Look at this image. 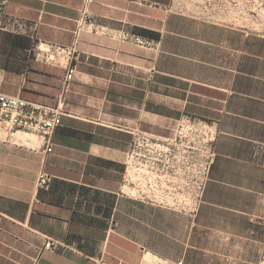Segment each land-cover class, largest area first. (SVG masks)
Segmentation results:
<instances>
[{"label":"crops","instance_id":"0c3cea01","mask_svg":"<svg viewBox=\"0 0 264 264\" xmlns=\"http://www.w3.org/2000/svg\"><path fill=\"white\" fill-rule=\"evenodd\" d=\"M82 1L0 0V92L65 112L50 153L0 124V264L168 259L149 239L161 211L133 192L129 162L144 128L176 115L213 129L196 218L214 212L234 234L249 225L264 203V62L260 91L240 94L256 66L238 44L202 43L197 78L182 70L175 0H93L78 27Z\"/></svg>","mask_w":264,"mask_h":264},{"label":"rangeland","instance_id":"374dc122","mask_svg":"<svg viewBox=\"0 0 264 264\" xmlns=\"http://www.w3.org/2000/svg\"><path fill=\"white\" fill-rule=\"evenodd\" d=\"M174 11L185 19L179 30L183 37H176V49H182L176 59L191 60L182 70L197 78L202 43L238 44L236 58H248L256 66L254 78L239 76V93L260 91L264 0H175ZM238 97V103H243L245 98ZM189 107L190 111L196 109ZM152 132L153 136L144 128L137 148L132 149L129 174L137 197L161 211L148 224L149 239L168 259L143 250L137 264H264V203L249 225L230 227L237 230L235 234L224 230L226 221L216 219L214 212H204L199 219L195 216L205 168L212 158V125L200 122L197 115H176L172 121L160 120L157 131L153 126ZM101 264L128 263L112 259Z\"/></svg>","mask_w":264,"mask_h":264},{"label":"built area","instance_id":"2783aa9c","mask_svg":"<svg viewBox=\"0 0 264 264\" xmlns=\"http://www.w3.org/2000/svg\"><path fill=\"white\" fill-rule=\"evenodd\" d=\"M92 2L93 0L82 1L78 27L89 22L87 9ZM74 72L75 66L72 65L62 81L64 92L69 89ZM64 115V109L60 105L48 106L0 92V124H6L11 131H20L42 138L48 153L52 151L51 138L60 126ZM208 167L205 168L204 181ZM45 182V176L42 175L40 183L45 184ZM53 248L54 244L51 241H47L44 245L45 250ZM178 264H182V262Z\"/></svg>","mask_w":264,"mask_h":264}]
</instances>
